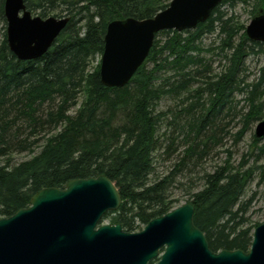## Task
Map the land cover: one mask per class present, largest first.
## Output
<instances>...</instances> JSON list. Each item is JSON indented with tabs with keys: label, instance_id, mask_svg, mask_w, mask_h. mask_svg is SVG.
I'll return each mask as SVG.
<instances>
[{
	"label": "trees",
	"instance_id": "16d2710c",
	"mask_svg": "<svg viewBox=\"0 0 264 264\" xmlns=\"http://www.w3.org/2000/svg\"><path fill=\"white\" fill-rule=\"evenodd\" d=\"M5 1L0 0V161L6 159L0 164V219L29 207L32 197L43 189H63L71 180L100 175L109 177L122 196L120 208L110 212L113 222L132 228L137 222L148 223L173 210L175 202L168 201L167 190L184 159L171 174L150 184L160 119L154 109L162 96L173 90L156 85L159 71L171 68L176 75L184 72L188 76L186 70L204 62L195 57L203 51L198 41L218 32L221 50L234 52L226 54L229 66L219 80L206 82L211 95H216L208 96L212 106L209 112H215L220 100L225 99V105L236 87L248 50L264 55V46L250 42L239 19L219 6L194 31L158 33L147 62L131 81L123 88H109L101 82V65L90 68L104 52L109 23L129 17H154L172 0H25L34 15L71 18L53 47L32 61L19 60L8 46ZM261 5L254 13L264 11ZM241 32L236 46L234 41ZM151 62L155 63L152 69ZM173 76L164 81L171 84L176 78ZM260 81L255 89L264 82V76ZM180 83L174 89L186 88V77ZM80 94L84 96L82 105L71 112ZM246 102L250 110L242 119L241 134L248 124L264 116L262 93L252 96L251 92ZM20 120L29 121L33 130L49 128L52 132L38 155L14 164V153L33 150V142L20 138ZM196 129L201 132L198 126ZM195 151L193 147L188 154L193 156ZM253 175V170H244L243 166L233 171L227 163L205 174L203 189L191 197L194 224L204 232L212 251L250 249L253 232L261 223L247 216L250 201L242 202V197Z\"/></svg>",
	"mask_w": 264,
	"mask_h": 264
},
{
	"label": "water",
	"instance_id": "95a60500",
	"mask_svg": "<svg viewBox=\"0 0 264 264\" xmlns=\"http://www.w3.org/2000/svg\"><path fill=\"white\" fill-rule=\"evenodd\" d=\"M226 0H172L154 17H129L109 24L101 57V82L123 88L143 65L156 35L164 30L195 29ZM7 43L21 61L42 58L66 28L69 17L42 18L25 0H6ZM264 41V11L247 27ZM255 135L264 138V120ZM121 193L107 176L69 181L64 189L36 193L29 207L0 219V264H264V222L248 251L214 252L194 224L195 206L187 203L154 218L139 233L120 224L97 228L106 213L117 211Z\"/></svg>",
	"mask_w": 264,
	"mask_h": 264
},
{
	"label": "rangeland",
	"instance_id": "374dc122",
	"mask_svg": "<svg viewBox=\"0 0 264 264\" xmlns=\"http://www.w3.org/2000/svg\"><path fill=\"white\" fill-rule=\"evenodd\" d=\"M251 7L249 4L238 3L234 7L228 4L223 8L235 12L239 17V22L248 26L258 14V12L252 13ZM261 7H264V5H261ZM212 44L218 45L212 37H206L202 41V46L206 49L212 47ZM218 53L215 50L213 53L202 55L206 59L205 64L208 65L207 69H209V72H205L206 68L204 66L192 68L191 75L186 78L188 82L186 83V88L184 87L170 94H164L159 100L156 113L166 112L167 115L159 119L158 137L166 143L154 156L155 172L150 176V184L162 180L171 174L175 169V165L181 161L182 158L180 159V157L185 155L184 151L188 148L186 146L195 144V154L191 158L185 159L184 165L178 169L171 179L167 190L168 201L175 202V208L191 203V197L204 187L203 177L205 174L213 173L217 168L223 167L227 163L232 167L233 171L243 166L244 170H253L254 175L242 197V202L250 201L247 208V216H250L253 222L263 223L264 177L262 172L264 170V139H259L258 143L255 142V131L259 121H252L242 134L240 132L244 129L242 119L248 113L247 103L244 98L249 96L251 90L254 89L253 86L261 82L260 80L264 76L262 71L264 68V55L257 53L246 58V66L238 76L240 90L234 94L235 100L226 110L219 114L212 127L198 133L196 129L200 120L198 109L199 107L201 109L200 105L202 104L192 111H188V109L193 104L199 101L203 102L208 98L204 88L207 80L211 77L220 76L226 70L228 64L223 57L217 55ZM99 64L101 65V57L98 56L90 64V68L93 69ZM154 66V62L149 64L151 69ZM159 72V76L163 80H158L157 85H164L165 88L163 89L165 91L170 90L174 82L169 84L164 80L170 78L174 71L171 68H166ZM256 90L257 94L262 93L264 96V82ZM76 97L77 99L74 103L77 102L78 104L74 105L71 112H75V110L80 108L84 99L81 94ZM262 119H264V116ZM190 125L195 126L194 132L190 131ZM17 127L21 130V139L25 138L29 142H33V150L14 153L11 157V161L14 164L30 160L38 155L45 145L47 136L52 132L49 131V128L33 130L32 125L27 120H20ZM209 133L213 134L214 139L208 138L207 135ZM206 140L209 141V147L204 148L206 154L203 155L202 149ZM5 162L6 159L3 158L0 164ZM108 213L104 215L102 220L105 225L110 224V221H112V217L108 216ZM148 223L137 222L134 232H141ZM157 262L158 258L152 261L151 264Z\"/></svg>",
	"mask_w": 264,
	"mask_h": 264
},
{
	"label": "bare ground",
	"instance_id": "6f19581e",
	"mask_svg": "<svg viewBox=\"0 0 264 264\" xmlns=\"http://www.w3.org/2000/svg\"><path fill=\"white\" fill-rule=\"evenodd\" d=\"M224 3V4H223ZM238 3H245V4H249V5H251L252 7V13H254V10H256L257 9V7L261 4V3H263L264 4V0H226V1H223V2H221L215 9H214V11L219 7V6H221V8H220V10L221 11H223V12H227L228 13V15L229 16H235V17H237L238 19H239V17L237 16V14L235 13V12H233V11H231V10H228V9H224L223 7L224 6H226V5H228V4H230V6L231 7H234L236 4H238ZM259 9V8H258ZM213 11V12H214ZM213 12H212V14H213ZM262 11H260V13H261ZM259 13V12H258ZM4 14H5V7H4ZM212 14H211V16H212ZM259 15V14H258ZM257 15V16H258ZM256 16V17H257ZM63 18V17H62ZM70 18V17H69ZM70 20H71V18H70ZM70 20H69V22H70ZM115 21V20H114ZM207 21V20H206ZM205 21V22H206ZM7 22V21H6ZM68 22V23H69ZM113 22V21H112ZM112 22H110V23H112ZM109 23V24H110ZM202 23H204V22H202ZM201 24V23H200ZM68 25V24H67ZM199 25V24H198ZM242 25H244V24H242ZM109 26V25H108ZM245 26V30L243 31L245 34H246V36H247V38L250 40V42H256V43H261L262 44V47L264 46V41H257V40H254V39H251L248 35H247V27L249 26H246V25H244ZM197 28V27H196ZM195 28V29H196ZM107 29H108V27H107ZM195 29H185L184 31H182V32H179V31H177V30H174V31H177V32H179V33H183V32H186V31H194ZM164 31H171V30H164ZM161 32H163V31H161ZM106 33H107V31H106ZM160 33V32H159ZM6 34H7V30H6ZM241 35H242V33H240V35L238 36V38L237 39H235V45L237 46V45H239L240 44V38H241ZM105 36H106V34H105ZM206 37H212L213 38V40H215V43H218V45H213L212 44V47H210V48H204L203 46H202V41L206 38ZM105 39V38H104ZM155 39H156V37H155ZM220 37L218 36V32H216L215 34H206V35H204V37L200 40V41H198V45L199 46H201V48L203 49V51L200 53V56L196 53L195 54V57L196 58H198V59H203V63L202 64H200L202 67L204 66L205 68H206V70H205V72H209L208 70L209 69H207V67H208V65L207 64H205V58L202 56L203 54H205V53H213L215 50L216 51H218L219 53L217 54V55H219V56H221V57H223L225 60H226V62H227V64H228V66H229V61L227 60V58H226V54H230V53H233L234 52V50L233 49H231V50H229V49H227V50H225V51H222L221 50V48H220V46H221V41H220ZM239 39V40H238ZM154 42H155V40H154ZM104 44H105V40H104ZM244 46L246 47V49H248L249 48V42L248 41H246L245 42V44H244ZM104 48H105V46H104ZM153 48V47H152ZM152 48H151V50H150V53H151V51H152ZM248 54H246L245 56H244V58H243V62H242V65H241V68L242 69H244V67L246 66V58L247 57H249V56H251V55H256L257 54V52L255 51V50H253V51H251V50H248ZM150 53H149V55H148V57L146 58V60L144 61V63H143V65L147 62V60H148V58H149V56H150ZM258 54H262V53H258ZM201 57V58H200ZM228 66L226 67V70H227V68H228ZM242 69H241V71H242ZM173 70V69H172ZM226 70L224 71V72H226ZM174 71V74H172V75H174L173 77L175 78V76H176V78L174 79V83H173V85H172V88L170 89V90H172L171 92H175V91H177V90H179V87H180V85H181V81L186 77H188V76H190L191 75V70H186L187 71V73L189 74L188 76H184L185 75V73L183 72V73H178L177 75H176V71L175 70H173ZM240 71V72H241ZM137 73V72H136ZM135 73V74H136ZM224 74V73H223ZM223 74H221L220 76H218V77H211V78H209L210 79V81L211 82H216V81H218L219 80V78L223 75ZM240 74V73H239ZM239 74L237 75V77H236V81H237V84H236V87L234 88V90L228 95V98H226V99H228L227 100V102L225 103V105H223L224 104V102H225V99H223V100H220V102H219V104H218V107H217V110L215 111V112H209V107L210 108H212V106L210 105L211 103H210V101L208 100V98L206 99V100H204L203 102H200L199 101V103H198V105H200V104H202V105H200L201 106V109H200V107H199V109H198V113H199V116H200V120H199V122L197 123V126L199 127V130H205V129H208L209 127H212L213 126V124H215V120L217 119V117L219 116V114H221L224 110H226V108L229 106V105H231L232 104V102H233V100H235V96H234V94L235 93H237V91H239L240 90V88H239V84H238V76H239ZM172 75H171V77H172ZM135 76V75H134ZM162 77H164V76H162ZM158 80H162V78H160V79H158ZM157 80V81H158ZM157 81H156V85H157ZM173 81V80H172ZM158 86V85H157ZM176 86H179L177 89H174ZM205 88V91L207 92L206 94L208 95V96H216L215 94H213V95H211V92H210V90H208V87L207 86H205L204 87ZM203 88V89H204ZM170 92V93H171ZM251 92H252V96H259V94H257V90L254 88V89H252L251 90ZM250 92V93H251ZM249 96H250V94H249ZM246 97L247 96H245V98H244V101L246 102ZM247 103V102H246ZM158 104V103H157ZM157 104H156V106H155V115L156 116H160V118L162 119V118H164V116L165 115H167V113L165 112V113H156V107H157ZM247 106H248V104H247ZM248 108V112H249V110H250V107L248 106L247 107ZM185 112V111H184ZM187 112V111H186ZM262 120H264V119H260V120H258L259 122H261ZM259 122H258V124H259ZM257 124V125H258ZM191 126V125H190ZM158 127H159V125H158ZM243 127H244V125H243ZM257 127V126H256ZM192 128H194V125H192L191 126V129H190V131L192 132L193 130H192ZM195 129V128H194ZM190 132V133H191ZM194 132V131H193ZM242 132V131H241ZM241 132H240V134H241ZM199 133V132H198ZM239 134V135H240ZM208 136V138L209 139H214V136H213V134H208L207 135ZM256 136V135H255ZM194 137V136H193ZM156 138H157V140H156V150H155V152L153 153V168H154V171H153V173L155 172V166H154V156H155V154H156V152H158L159 151V149H162V147H163V145H164V143H166V142H164V141H162L159 137H158V129H157V135H156ZM257 138V137H256ZM257 139H259V138H257ZM264 139V138H263ZM260 140H262V139H260ZM186 146V145H185ZM203 149H202V153H203V155L204 154H206V150H204V148H207V147H209V141L208 140H206V143H204L203 144ZM186 147H188V148H186V150L184 151V156L183 157H180V159L182 158V159H184V161H185V159L186 158H191V156L192 155H190V154H188V152H190V150L194 147V148H196V146H195V144H191V145H188V146H186ZM181 159V160H182ZM183 161V162H184ZM181 162V161H180ZM179 162V163H180ZM178 164V163H177ZM176 164V165H177ZM176 165H175V167H176ZM152 173V174H153ZM123 232V231H122ZM124 233V232H123ZM252 246V245H251ZM251 248V247H250Z\"/></svg>",
	"mask_w": 264,
	"mask_h": 264
},
{
	"label": "flooded vegetation",
	"instance_id": "af4514ba",
	"mask_svg": "<svg viewBox=\"0 0 264 264\" xmlns=\"http://www.w3.org/2000/svg\"><path fill=\"white\" fill-rule=\"evenodd\" d=\"M114 214L113 213H109V216H113ZM112 220V219H111ZM120 224L122 226V231L124 233H131V234H135V233H139V232H134L136 230V224L135 226H133L132 228H128L126 227L123 222H120V221H116V222H113V221H110V224H106V225H111V226H116ZM105 224L102 223V221L98 224L97 228H99L100 226H103Z\"/></svg>",
	"mask_w": 264,
	"mask_h": 264
}]
</instances>
